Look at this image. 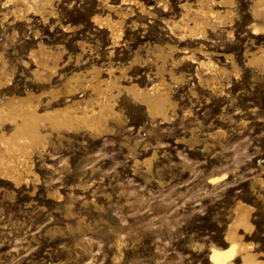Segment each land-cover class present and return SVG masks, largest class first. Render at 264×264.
Listing matches in <instances>:
<instances>
[{
  "label": "rangeland",
  "instance_id": "obj_1",
  "mask_svg": "<svg viewBox=\"0 0 264 264\" xmlns=\"http://www.w3.org/2000/svg\"><path fill=\"white\" fill-rule=\"evenodd\" d=\"M84 1L55 0L56 11L62 14L66 27L70 26L69 31L57 22L47 25L37 18L40 23L33 27L42 29L41 38L36 37L41 40L31 30L29 38L20 31L17 39L10 32H0V45L5 39L10 42L6 52L14 62L13 83L18 93L32 89L40 93L51 87L64 90L61 75L88 66V60L77 65L81 41L107 56L109 36L88 21L94 12L104 11L105 2ZM238 1L234 17L242 21L234 32L239 41L225 52L239 59L240 77L223 56L216 57L217 64H225L230 70L228 77H221L222 84L212 90L207 85L202 87L188 67L186 78L174 84L173 96L178 104L170 110L169 120L155 122L142 105L126 97L121 120L112 121L111 130L102 135L83 132L70 140H54L44 156L36 155L39 181L23 188L0 182V264H214V249H230L226 235L240 204L248 205L254 213V230L245 240L251 241L253 249L264 252V70L262 64H246L243 53L246 46L252 48V2ZM177 2L171 0L176 6ZM81 5L90 11L82 12ZM80 22L88 24L82 26ZM23 39L24 47L20 46ZM39 41L64 57L53 82L44 86L32 78L33 63L26 67L18 61L27 59L30 48ZM131 47L116 48V54L127 62L137 48ZM94 52L87 48L84 57L93 60ZM141 53L147 56L146 50ZM104 63L97 61L99 65ZM64 101L62 97L60 102ZM228 260L242 264L238 254Z\"/></svg>",
  "mask_w": 264,
  "mask_h": 264
},
{
  "label": "bare ground",
  "instance_id": "obj_2",
  "mask_svg": "<svg viewBox=\"0 0 264 264\" xmlns=\"http://www.w3.org/2000/svg\"><path fill=\"white\" fill-rule=\"evenodd\" d=\"M74 1L76 2V0ZM151 1H153L154 4H150ZM104 2L102 6L105 7L104 11L94 13L91 11L93 14L88 21L91 25L93 24L92 26L102 30L100 32H106L105 34L109 36V40L111 41L106 44L104 43L106 46H109L107 48V56L104 57V53L101 55L98 50L95 51L93 47L81 41L79 46L82 52L77 55V65L84 60H88V62H86L88 66H86L83 71L72 70L71 72L68 71L71 73L70 75H61V79H63L64 83L60 82L63 84L64 90L63 88L61 89V87L57 90L53 87H48L49 89L44 88L40 93L35 92L33 89L18 93L13 83V81H15L13 80V73L15 71L13 70L14 62L10 58L11 56L9 57L6 52L10 46V42L7 43L5 39V42L0 45L1 184H11L15 188H23V186L29 185L31 181H39V175L37 171H35L36 160H34V157L36 155H43L42 153L54 140L59 142L70 140L72 137L82 134L83 132L102 135V133L111 130V122L121 120L120 116L122 110L126 108L123 106L126 97L142 105L146 110L145 113H147L151 119L155 120V122L156 119L169 120V112H171L172 109L174 110L178 104L176 102L178 99L175 100V95L173 96V94H176L175 92L173 93V91L176 90L174 89V84H179L186 78L184 72L188 67L190 68L189 71L192 72V75L195 76L202 87L207 85L212 87V90L222 84L221 77H228L230 70L226 68L227 66L224 67L225 64L223 66L222 63L220 65L217 64V62L214 61L216 57L223 56L225 62L229 64V67L231 66L233 73L239 76L241 71L239 59H237L235 55L225 52L227 48L231 47L234 49L239 41L235 38L234 32V29H237L241 24L240 21H242H236L234 17L236 3L239 2L238 0H178V2L176 0L178 6L174 5L177 8L171 3V0H121L120 4H116L112 1L109 2L108 0H104ZM251 2V7L249 8L251 11L252 28L251 31H249L251 32L249 38L252 48L246 46V50L243 54L245 56L244 58L247 60L246 64L263 65L264 0H251ZM56 4L55 0H0V32L4 35L10 32L9 35L17 39L20 31L22 35H25V37L27 35L28 37L29 30H31V33H33V36L36 38L39 33H41L40 31H42V29L38 30V27H33V24L37 22V18H41L47 25H52L54 22H57L64 29H71L68 25L66 27L65 22L63 23L61 18L62 14L60 16L58 15V9L56 11L55 7ZM87 9L86 6L83 5L80 10L85 11ZM90 9H88V11H90ZM66 14L69 15L68 12ZM71 14H74V12ZM77 15H79V12ZM75 17L78 18V16ZM82 19L80 21H82ZM82 22H80V24ZM86 24L88 23L84 25ZM49 28L53 30L51 26ZM17 30H19V32ZM138 33L139 37L137 35ZM105 34L103 35L105 36ZM226 39L229 40L228 44L225 41ZM29 42L30 41H28V43ZM92 42L93 41H91V43ZM245 42L248 41L245 40ZM25 43V41L22 42L20 46L25 45ZM56 44L54 46H56ZM122 46L128 47V49H131V46L137 47L132 57L130 59L127 58L129 59L126 60L127 62L116 54V48ZM99 47L101 46L99 45ZM87 48L90 52L95 51L94 54H96V57H93V60L84 57ZM50 50L45 46L44 42L39 41L36 46L30 48L27 59H25L24 56V58L18 59V61L20 60L26 67L28 65L31 66V63L36 66L35 69H32V78H35V82L43 86L44 84L50 83L51 80L53 82V77L58 74L59 61L63 57L60 56L61 53H57L59 50H57V54ZM143 50H146V57L141 53ZM18 51L21 54L22 50ZM236 51L238 52V50ZM72 54L69 53V55ZM21 56L22 55H20V57ZM90 56H93V53ZM240 56L241 55H239V57ZM97 61H104L105 63L99 65ZM29 62L31 63L29 64ZM262 65L261 70H264L262 69ZM63 67L66 68V66ZM78 67L81 68V66ZM252 67L253 66H251V68ZM71 69H73V67H71ZM144 80H146L147 84H144ZM148 82L150 83L148 84ZM23 85L25 86V84ZM29 85L27 86L29 87ZM200 88L197 90H200ZM80 93L84 94L80 96ZM123 96L124 98H122ZM45 97H47L46 100H44ZM62 97L65 98L63 103H61L63 100L60 102ZM120 98L122 99L120 100ZM179 109L177 108V110ZM181 110L183 112L185 109ZM145 113H143L144 116ZM139 114H141V112ZM259 181L261 182L262 180ZM53 195L58 197L59 194L55 193ZM245 205L240 204L236 207L234 214L235 218L228 228V234L226 236L230 244V249L225 252L216 249H214L215 251L213 250L212 259L214 264H233L229 262L228 259L236 254L241 255L242 264H264V252H261L262 250L258 251L257 249H253L251 241L248 243L245 240L254 230L255 226L252 215L254 213H252V209L248 207V205ZM240 230H242L243 233H241Z\"/></svg>",
  "mask_w": 264,
  "mask_h": 264
}]
</instances>
